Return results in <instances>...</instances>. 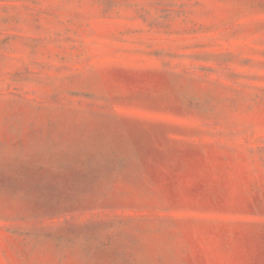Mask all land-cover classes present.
I'll use <instances>...</instances> for the list:
<instances>
[{"label":"rangeland","instance_id":"rangeland-1","mask_svg":"<svg viewBox=\"0 0 264 264\" xmlns=\"http://www.w3.org/2000/svg\"><path fill=\"white\" fill-rule=\"evenodd\" d=\"M0 264H264V0H0Z\"/></svg>","mask_w":264,"mask_h":264}]
</instances>
